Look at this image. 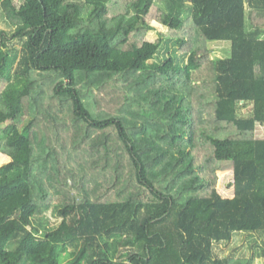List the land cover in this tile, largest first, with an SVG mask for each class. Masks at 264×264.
<instances>
[{
    "label": "trees",
    "instance_id": "1",
    "mask_svg": "<svg viewBox=\"0 0 264 264\" xmlns=\"http://www.w3.org/2000/svg\"><path fill=\"white\" fill-rule=\"evenodd\" d=\"M0 20V264L264 257V0H0ZM52 206L70 210L50 231ZM244 234L247 257L215 251Z\"/></svg>",
    "mask_w": 264,
    "mask_h": 264
},
{
    "label": "rangeland",
    "instance_id": "2",
    "mask_svg": "<svg viewBox=\"0 0 264 264\" xmlns=\"http://www.w3.org/2000/svg\"><path fill=\"white\" fill-rule=\"evenodd\" d=\"M155 5L150 8L149 14L145 17L146 21H150L149 28L150 30L147 32L145 38L148 41L154 42L157 37L161 36V34L168 33L167 30L162 26L160 23H158L156 20H153L155 17ZM249 23H246L245 29H250ZM0 29H8L6 24H4L0 20ZM126 37L124 36L123 32H118L115 39L111 41V45L121 44L126 42ZM15 45L17 46V49L20 48L21 44L18 41H14ZM171 45V44H169ZM229 44L223 43V42H217V43H211L210 47V57L211 58H223L228 56L229 54ZM173 49L166 50L164 48H161L159 52L157 53L155 60L156 61H162L165 66H171L173 64V61L175 60L173 55ZM178 48H176V54H178ZM251 110V106L248 105L246 107H243L240 109L239 113L241 116H247L249 115ZM33 117L31 113L25 112L24 116L21 117L22 122L21 126H24L30 118ZM256 135L260 138L264 137V125L258 126L256 129ZM9 158L7 156H4L0 154V165L7 162ZM225 174V176H224ZM223 176V179L221 178ZM222 179V180H221ZM222 184H221V182ZM5 183V177L0 179V184ZM216 188L218 192L221 194L222 197H229L234 193L233 188V173L231 171L226 172H218V180L216 184ZM70 210V207L65 208H59L57 210L54 209V207H49L47 209H43L40 212H38L33 217V222L44 229H48L50 231L55 230L66 218L67 212ZM247 239L245 234L239 235L235 237L232 241L218 244L217 249L215 250L217 253H219L220 256H233V257H247ZM71 251V250H70ZM69 254V253H68ZM244 254V255H242ZM67 253L61 255L63 257V261L69 260L71 257H66ZM253 264H264V257L256 258L253 262Z\"/></svg>",
    "mask_w": 264,
    "mask_h": 264
},
{
    "label": "crops",
    "instance_id": "3",
    "mask_svg": "<svg viewBox=\"0 0 264 264\" xmlns=\"http://www.w3.org/2000/svg\"><path fill=\"white\" fill-rule=\"evenodd\" d=\"M233 195H234V193L231 196H229V197H232Z\"/></svg>",
    "mask_w": 264,
    "mask_h": 264
},
{
    "label": "water",
    "instance_id": "4",
    "mask_svg": "<svg viewBox=\"0 0 264 264\" xmlns=\"http://www.w3.org/2000/svg\"><path fill=\"white\" fill-rule=\"evenodd\" d=\"M233 182H234V179H233Z\"/></svg>",
    "mask_w": 264,
    "mask_h": 264
}]
</instances>
